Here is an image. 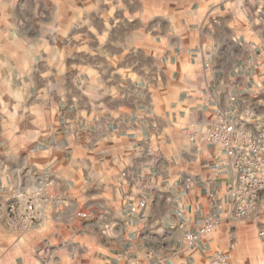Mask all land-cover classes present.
Returning a JSON list of instances; mask_svg holds the SVG:
<instances>
[{"label":"crops","instance_id":"obj_1","mask_svg":"<svg viewBox=\"0 0 264 264\" xmlns=\"http://www.w3.org/2000/svg\"><path fill=\"white\" fill-rule=\"evenodd\" d=\"M236 3L0 0V181L23 165L22 194L62 202L18 231L17 196L0 195V264H264V194L233 218L230 162L197 139L217 116L264 121V0ZM42 143L54 151L30 162Z\"/></svg>","mask_w":264,"mask_h":264},{"label":"built area","instance_id":"obj_2","mask_svg":"<svg viewBox=\"0 0 264 264\" xmlns=\"http://www.w3.org/2000/svg\"><path fill=\"white\" fill-rule=\"evenodd\" d=\"M218 120L220 121L218 128H213ZM208 131L217 132V136L207 142L209 145L218 146L226 140L222 149L230 162L232 173V181L227 191L230 213L233 218H243L249 206L255 210L259 197L264 194V176L260 175L261 169H264V121L260 122L256 131L251 132L242 125L233 124L223 116H217L208 126L206 132ZM225 131L228 133L227 137L224 135ZM16 199L17 206L9 207L7 210L8 225L18 231H27L41 221L42 209L39 218L37 215L30 216V213L35 211L31 202L28 207H22L19 196ZM212 231L213 225L209 227L208 223H204L195 234L188 235L185 239L192 244ZM211 264H228V262L223 254L216 253Z\"/></svg>","mask_w":264,"mask_h":264},{"label":"clouds","instance_id":"obj_3","mask_svg":"<svg viewBox=\"0 0 264 264\" xmlns=\"http://www.w3.org/2000/svg\"><path fill=\"white\" fill-rule=\"evenodd\" d=\"M243 4V0H237V3L234 5H231L230 7L236 8L237 10H239V8L242 6ZM209 44L211 45V47L208 50H204L201 49L199 53H197V63H199V55L203 54L205 56H211L214 51H215V42H213L211 40V38H209ZM220 121L218 120L217 125H213V128H218ZM198 135H197V139L201 140V142H208L210 139H212V137L217 136V132L216 131H208L205 132L203 130H197ZM225 137H227L228 133L227 131L224 132ZM218 138V137H217ZM224 143H226L225 141H222L218 146L223 148ZM21 147H23V145H21ZM180 148H183V145H180ZM16 151V149H12L9 152L4 153L5 156H11L14 155V152ZM47 151L48 153H52L54 151V148L46 143H42L41 146H39L36 150H34L31 154H30V162L35 163L36 159L39 158V156L44 152ZM154 163V161H153ZM151 165L145 167L142 170V174L146 173L148 170V167H150ZM54 165H51V162L49 161L46 165H45V169L48 170L50 168H54ZM23 168V165H21L20 167H18L16 169V171L13 173L14 179H8V178H4L2 181H0V195H3L5 198H7L9 195L11 196H19V199L21 200V205L22 207H28L29 206V202H31L32 206L34 207L35 211L30 213L31 215H37V217L39 218V214H40V210L43 209L44 211H47V208L49 206H51V204L53 202L58 203L60 206H62V202L58 201L56 199V196L52 195L49 193V190L47 188H45L44 190H42L41 192L38 193H34L32 192L31 189L28 190L27 193H23L21 194L20 189H19V182L21 179H23V177L20 175V172ZM0 169L3 170V172L5 174H7L8 172V164L6 161H0ZM175 175V173H174ZM261 176H264V169H261L260 172ZM29 182H31V176L28 177ZM143 182V181H141ZM155 186L152 183L149 184H145L143 191H148V189H150L151 187ZM140 189L138 188V191ZM168 190L174 191L175 188L174 186H170ZM37 197H39V199H37ZM186 197L180 196L178 194V198H177V203L186 200ZM139 201H137V205H138ZM128 207H132V205H128ZM186 207V205H185ZM137 209H134L133 211H136ZM175 210V209H174ZM219 211V210H218ZM254 211V208L249 206L247 209V213H245V218H247L249 213H252ZM222 215V212L220 213ZM128 218H132V213H128ZM169 222H171V219L168 218ZM27 223V222H25ZM133 223H135V220L133 219ZM204 223H208L209 227H211L212 225L217 223L216 218L214 217H209L207 220L205 221H201L200 224L197 225V227H201ZM106 234L109 238H112L113 236H119L120 233H114L112 231V227L109 226L107 228ZM129 236H131V233H129ZM192 239H195L196 237H191ZM123 239V237H121V240ZM145 239L148 240H152L153 242L159 241L160 243H163V241L161 240V238L159 237H146ZM141 259H145L146 264H147V258L146 257H141ZM133 264H139V261H135L133 262ZM157 264H162V261H158Z\"/></svg>","mask_w":264,"mask_h":264}]
</instances>
